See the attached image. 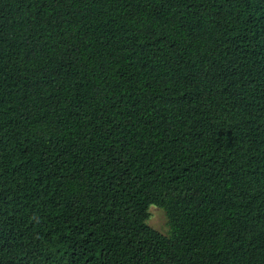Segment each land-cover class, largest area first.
Segmentation results:
<instances>
[{
  "label": "trees",
  "instance_id": "1",
  "mask_svg": "<svg viewBox=\"0 0 264 264\" xmlns=\"http://www.w3.org/2000/svg\"><path fill=\"white\" fill-rule=\"evenodd\" d=\"M0 264H264V0H0Z\"/></svg>",
  "mask_w": 264,
  "mask_h": 264
},
{
  "label": "rangeland",
  "instance_id": "2",
  "mask_svg": "<svg viewBox=\"0 0 264 264\" xmlns=\"http://www.w3.org/2000/svg\"><path fill=\"white\" fill-rule=\"evenodd\" d=\"M148 211L149 218L147 220V223L161 233L168 234L169 224L164 210L154 204H150L148 207Z\"/></svg>",
  "mask_w": 264,
  "mask_h": 264
}]
</instances>
